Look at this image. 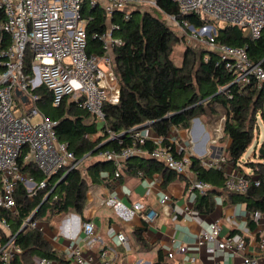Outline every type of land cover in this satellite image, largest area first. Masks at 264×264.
<instances>
[{"label": "built area", "instance_id": "2783aa9c", "mask_svg": "<svg viewBox=\"0 0 264 264\" xmlns=\"http://www.w3.org/2000/svg\"><path fill=\"white\" fill-rule=\"evenodd\" d=\"M179 8V16L164 13L158 6V0H0V13L4 15L1 28L10 35L11 44L0 53V210L17 212L15 192L19 183H23L29 196L33 197L49 187V177L57 175L65 167L77 165L75 153L65 141H60L56 133L58 121L47 117L40 109L41 91L53 94L52 103L60 105L65 96H70L82 108L87 109L96 120L99 133L107 139H120L106 124L104 105L117 104L120 99V82L115 70V50L123 43L120 31V19L129 20L134 12H144L145 7L162 11L186 36L204 45L210 51L218 53L225 60L226 67L234 72V83L243 90L248 85L264 89V67L262 62H254L246 46H235L218 41L220 28L239 27L250 39H257L264 32V0H173ZM85 2L91 8L102 9L106 15V26L100 33H95L103 48L101 53L88 51V26L94 20L92 13L84 10ZM195 15L204 20L202 26H194L188 16ZM2 37L0 38V45ZM31 57L30 66L26 64ZM208 56L205 60H208ZM28 66V68H27ZM27 96L25 102L16 90ZM220 113L212 119L210 125L213 135L209 142L217 143L223 137L226 109L217 105ZM264 113V100H263ZM149 124L143 128L137 126L130 130L132 143L121 149H105L96 154L98 159L111 161L118 178L132 156L151 157L188 178L189 188L206 194L212 187L208 182L199 180L191 171L193 149L183 144H176L169 137L151 134ZM152 141L154 148H146L147 141ZM167 142V143H166ZM34 163L44 175L38 180L34 175L23 172L19 167V158ZM228 153L218 158L200 156V165L204 168H223L229 190L244 193L249 185L260 182L255 176L231 168ZM234 164V163H232ZM242 171V170H241ZM143 176L144 173L139 171ZM53 187L50 188L51 193ZM54 198H57L55 195ZM173 202L170 194H165L161 203L168 206ZM114 208L124 220L130 221L136 212H140L146 224L152 223L156 212L149 214L143 202H136L132 207L113 196H105L99 189L90 187L87 193L85 211L101 205ZM187 207L186 212L192 213ZM251 219L260 225L264 213L260 210L251 212ZM25 226V227H24ZM24 227V228H23ZM0 228L7 239L0 240V264H15L23 253L12 234L10 223L5 215L0 214ZM24 230L39 228L41 221L30 220L23 223ZM21 228V229H22ZM221 224L213 221L201 230L197 236L199 247H208L216 242L219 248L231 251H244L247 240L243 236H221ZM82 231L90 246L96 242V225L92 219L83 220ZM120 241L126 236L120 233ZM264 254V235L258 242ZM110 248H102L98 264H114L109 257ZM187 246H180L168 252L173 257L176 252L186 253ZM71 254L73 264H86L80 247ZM192 262L196 261L191 256ZM244 264H258V259L244 256ZM39 264H60L47 257H40Z\"/></svg>", "mask_w": 264, "mask_h": 264}, {"label": "trees", "instance_id": "16d2710c", "mask_svg": "<svg viewBox=\"0 0 264 264\" xmlns=\"http://www.w3.org/2000/svg\"><path fill=\"white\" fill-rule=\"evenodd\" d=\"M158 6L166 14L179 16L178 5L173 0H158ZM84 10L95 16L88 26V51L101 53L102 45L94 34L104 30L106 15L102 9L91 8L86 2ZM138 13L140 12H134L129 20H119L121 28L118 34L123 38V43L115 50V70L121 86L120 99L117 104L104 105L106 124L117 134H121L123 144L119 143V139L109 140L106 135L99 133L98 124L90 112L70 96H65L60 105L56 106L52 103L51 91L40 92L42 96L39 107L47 117L58 121L55 128L57 137L68 143L78 163L73 168L65 167L57 175L47 178L49 187L33 197L28 195L24 184L19 183L15 192L17 212L0 210V214L7 217L12 234L16 235L17 243L24 250L15 264H36L35 257H47L67 263L65 254L58 252L49 243L41 229L24 230L21 229L23 223L37 208L33 219L40 221L47 214L53 216L68 212H74L85 220L84 209L90 187L101 181V173L107 169L108 164L112 165L110 172L115 174V166L111 161L98 159L91 161L83 172L80 164L85 159L93 158L101 150H119L131 144L132 128L152 122L155 132L167 137L174 127L189 128L195 117L204 115L206 106L214 112V107L222 105L226 109L222 139L231 140L227 148L228 160L240 168V158L253 142L258 115L264 119V89L251 84L242 90L238 83L233 82L234 72L226 67L225 60L207 48L199 52L188 48L182 65H175L172 54L178 37L173 29L151 11L145 10L141 18ZM187 18L194 26H202L204 23L203 19L195 15ZM3 19L4 15L0 13V53L11 44L10 35L1 28ZM218 41L246 46L251 59L254 62L261 61L264 67V32L257 39H250L241 28L228 26L219 29ZM207 56L209 58L206 61ZM30 61L31 57L28 55V66ZM102 142L106 143L95 151ZM145 147L152 149L155 145L149 140ZM248 163L260 183L256 185L254 181L246 192L239 193L227 188V175L223 168H204L200 165V157L193 154L191 171L196 178L212 185L206 194H199L195 209L202 213L211 212L215 205L214 196L218 194L225 196L230 203H246L251 212L260 210L264 213V162ZM19 167L38 180L44 178L37 166L24 161L23 156L19 158ZM139 171L146 176L161 172L164 174L165 184L183 180L189 186L185 175L166 168L156 159L143 156L129 158L120 178L127 174L136 175ZM52 187L53 190L47 197ZM55 195L57 198H54ZM145 229L146 224L136 229V234L143 243L142 233ZM6 239L0 228V240Z\"/></svg>", "mask_w": 264, "mask_h": 264}, {"label": "crops", "instance_id": "0c3cea01", "mask_svg": "<svg viewBox=\"0 0 264 264\" xmlns=\"http://www.w3.org/2000/svg\"><path fill=\"white\" fill-rule=\"evenodd\" d=\"M214 110L216 113L206 106L204 115L195 117L189 128L174 127L169 132V137L175 140L177 145L183 144L192 148L193 154L198 157L218 158L227 153L230 139H227L226 145H222L220 140L215 144L209 142L210 136L213 135L211 118L220 113L217 106ZM149 127L151 134H155L153 127ZM261 156H264L263 148L259 159L255 161H262ZM248 162L239 161L240 168L231 163V168L252 174L253 169L247 165ZM110 167L112 165L108 164L107 169L101 173V181L92 186L105 196H113L129 207L138 201L143 202L150 208V215L156 212L154 221L146 224L140 212H136L132 220L124 221L113 207L106 204L101 205L105 207L103 209L99 206L93 210H84V216L92 219L96 225L97 239L93 246H90L82 231L83 219L80 215L68 212L51 217L47 214L41 221L44 237L68 259L67 263L53 261L73 264L72 251L80 247L87 260L86 264H98L101 249L109 247V257L114 264H244L245 255L258 259V264H264V254L258 247V242L264 235V219L260 225L251 223V211L246 203H230L226 201L225 196L216 194L214 209L209 213H202L195 209L199 191L191 190L186 185L187 181L175 180L165 184L164 174L161 172L150 176H140L137 173L116 178L110 172ZM246 167L251 171H247ZM166 193L172 196L173 202L164 207L161 199ZM188 206L193 208L191 214L186 212ZM108 209L116 215L109 213ZM213 221L220 222L222 238L227 235L245 237L246 249L233 252L219 248L216 242L208 247H199L198 234ZM144 224L146 229L142 233L143 243L138 238L136 229ZM120 233L126 236L123 242L119 240ZM180 246H187L186 253L176 252L173 257L167 255L170 250H176ZM191 256L196 257L195 262L190 260ZM39 259L40 257H35L36 264H39Z\"/></svg>", "mask_w": 264, "mask_h": 264}, {"label": "rangeland", "instance_id": "374dc122", "mask_svg": "<svg viewBox=\"0 0 264 264\" xmlns=\"http://www.w3.org/2000/svg\"><path fill=\"white\" fill-rule=\"evenodd\" d=\"M148 10L151 11L154 15L165 21L175 32V34L178 37V40L174 42L173 45V54H172V59L177 66H181L183 63V58L184 54L186 51H188V48H193L194 50L198 51L202 50L203 48H206L204 45L190 40L186 34L178 27L176 24L171 21L162 11L150 8V7H145L144 11ZM139 18L142 16V12L137 14ZM41 110V108L39 107ZM42 111V110H41ZM216 113V111L214 110ZM219 113V112H218ZM215 117L213 116L211 119H214ZM227 139L223 138L220 139V143L222 145H226ZM264 149V119L263 117L259 114L258 119H257V124L255 127V134H254V139L251 145L248 147L246 152L242 155L240 158V161L242 163L248 162L250 160L255 161L259 159V154L261 152V149ZM93 160H98L96 155L93 158L85 159L81 164L80 168L85 172L86 168L88 167L89 163ZM264 162V159L262 160ZM249 165V163L247 164ZM108 167V166H107ZM246 170L249 171L248 167H246ZM251 171V170H250ZM249 171V172H250ZM101 208H105L104 206H101ZM109 213L115 214L112 210L108 209ZM116 215V214H115ZM52 217V216H51Z\"/></svg>", "mask_w": 264, "mask_h": 264}, {"label": "water", "instance_id": "95a60500", "mask_svg": "<svg viewBox=\"0 0 264 264\" xmlns=\"http://www.w3.org/2000/svg\"><path fill=\"white\" fill-rule=\"evenodd\" d=\"M16 93H17V95L18 96H20L25 102L27 101V96H26V94L23 92V91H21V90H16ZM147 125H149V124H143V125H141L140 127H145V126H147ZM150 125L152 126V122L150 123ZM106 142H108V141H106ZM106 142H102L98 147H96L95 148V151L98 149V148H100V147H102L103 145H104V143H106ZM132 157H134V156H132ZM63 179V178H62ZM61 179V180H62ZM49 195H50V193L48 194V196L47 197H49ZM38 210V208L35 210V212H34V214L36 213V211ZM34 214L32 215V216H30V220H32L33 218H34ZM25 227V226H24ZM23 227V228H24ZM22 228V229H23Z\"/></svg>", "mask_w": 264, "mask_h": 264}]
</instances>
